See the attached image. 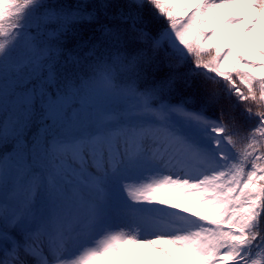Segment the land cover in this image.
Listing matches in <instances>:
<instances>
[{
    "label": "snow or ice",
    "instance_id": "obj_1",
    "mask_svg": "<svg viewBox=\"0 0 264 264\" xmlns=\"http://www.w3.org/2000/svg\"><path fill=\"white\" fill-rule=\"evenodd\" d=\"M142 252L264 264V0H0V264Z\"/></svg>",
    "mask_w": 264,
    "mask_h": 264
},
{
    "label": "rangeland",
    "instance_id": "obj_2",
    "mask_svg": "<svg viewBox=\"0 0 264 264\" xmlns=\"http://www.w3.org/2000/svg\"><path fill=\"white\" fill-rule=\"evenodd\" d=\"M146 251V250H145ZM139 259H141L143 261V264H148V258L147 256L144 254V252H142L139 256Z\"/></svg>",
    "mask_w": 264,
    "mask_h": 264
}]
</instances>
